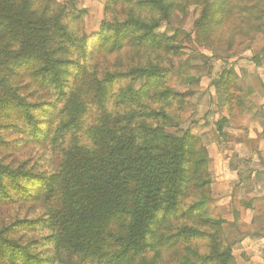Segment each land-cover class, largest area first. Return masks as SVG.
Returning <instances> with one entry per match:
<instances>
[{"label": "trees", "instance_id": "trees-1", "mask_svg": "<svg viewBox=\"0 0 264 264\" xmlns=\"http://www.w3.org/2000/svg\"><path fill=\"white\" fill-rule=\"evenodd\" d=\"M227 1H187L196 7L202 5L195 21L198 32L207 34L218 26ZM175 5L174 0H106L104 11L109 16L102 21L99 33L93 35V48L111 56L124 51L126 58L134 50H167L170 39L156 30L169 19ZM64 18V12L54 17L36 16L28 0L24 5L18 0H0V121L15 115L34 136L43 134L35 115L39 104L31 103L21 93L24 75L50 88L62 105V117L55 118L49 133L53 146L60 148L54 180L49 183L40 175L0 162V201L11 200L14 190L35 206L44 194L41 191L46 197L55 192L56 204L46 223L51 229L48 239L57 250L104 264H128L148 250H154L156 259H160L163 250L202 234L192 226H180L169 235L158 234L157 227L179 210L190 188L196 187L199 194L187 212L202 210L210 203L212 179L207 150L189 131L181 136L165 131L169 125L178 128L177 118L167 110L179 94L164 87L159 66L136 65L126 71H105L102 76L89 72L74 56L84 54L90 38L79 40L60 24ZM71 69H76L79 76ZM73 76L90 88V104L97 109L92 125L86 129H82V120L89 103L81 88L70 83ZM138 79L147 83L135 90L132 84ZM120 81L124 83L115 91ZM230 83L226 75L224 106L233 117L247 106L243 95L231 92ZM225 123V118L216 123L219 135ZM3 142L0 135V145ZM28 182L35 189L22 185ZM113 222L125 231L112 233ZM213 224L218 226L217 231L225 222L220 219ZM220 248L201 255V263L237 264L230 242ZM0 257L11 264H48V260L2 234ZM149 264L159 263L153 260Z\"/></svg>", "mask_w": 264, "mask_h": 264}, {"label": "rangeland", "instance_id": "rangeland-1", "mask_svg": "<svg viewBox=\"0 0 264 264\" xmlns=\"http://www.w3.org/2000/svg\"><path fill=\"white\" fill-rule=\"evenodd\" d=\"M25 1L18 0V3L24 5ZM28 1L38 17H54L64 12L65 18L60 24L79 40L90 38L86 40L84 54L74 56L89 72L102 76L105 71H126L136 65L159 66L162 69L164 87L179 94L167 110L177 118L178 128L169 125L165 131L176 136H181L186 131L191 132L199 139L201 146L206 148L208 162L210 154L207 146L218 136L214 124L221 119L225 108L223 81L226 75L231 80V92L238 97L250 90H256L254 92L257 95L264 97V0H228L220 23L207 34L198 32L195 25L202 5L196 7L188 4V0H174L176 5L171 10V16L156 30L157 34L170 39L168 49L134 50L127 58L124 51L111 56L93 48V35L99 33L102 21L109 16L104 11L106 0ZM144 15L150 17L149 12H144ZM75 70L71 69V73L79 76L80 73ZM75 76L70 78V83L81 88V94L87 99L86 103H89L82 120V129H86L92 125L97 109L90 104V88L75 79ZM22 81V95L31 103L39 104L35 115L40 120L37 126L43 134L34 136L23 120L15 115L9 119L3 118L0 121L3 125L0 135L4 141L0 145V162L12 168H20L24 172H33L51 183L60 163V148L53 146L49 133L54 128L55 118L62 117V105L56 102L50 88L38 85L25 75ZM123 83L118 82L114 90L117 91ZM146 83L147 80L144 79L135 80L132 88L139 90ZM78 135L81 136L80 133ZM66 143L67 141L61 148ZM22 185L35 189V185L30 182ZM41 192L44 194H40L35 206L14 190L11 200L0 201V234L26 247L30 253L40 255L48 260V264H104L59 251L53 246L48 239L51 229L46 221L50 217V210L56 204V194L54 192L52 196L46 197L45 192ZM198 194L196 187L190 188L181 199L179 210L157 227V230L158 234L169 235L175 233L180 226H192L202 234L193 239H182L174 247L163 250L160 259H156L154 250H148L130 260L128 264H149L153 260L159 264H202L199 260L201 255L221 250L220 247L229 242L231 233L226 224L217 231L215 229L218 226L213 223L221 219V211L215 206L212 191L211 201L206 208L193 213L187 212ZM111 226L113 227L110 230L114 234L125 231V227H120L115 222ZM232 254L234 258L241 260L239 264L249 261L253 256L241 251H232ZM255 262L258 263V259ZM0 264L11 263L0 257Z\"/></svg>", "mask_w": 264, "mask_h": 264}, {"label": "crops", "instance_id": "crops-1", "mask_svg": "<svg viewBox=\"0 0 264 264\" xmlns=\"http://www.w3.org/2000/svg\"><path fill=\"white\" fill-rule=\"evenodd\" d=\"M254 91L243 93L244 112L230 117L223 109L222 134L207 146L212 198L231 233V249L253 255L243 264H264V97Z\"/></svg>", "mask_w": 264, "mask_h": 264}]
</instances>
